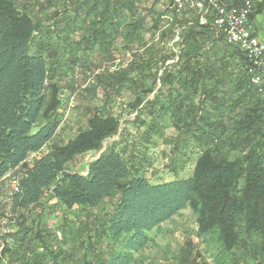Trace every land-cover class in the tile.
<instances>
[{
	"label": "trees",
	"instance_id": "trees-1",
	"mask_svg": "<svg viewBox=\"0 0 264 264\" xmlns=\"http://www.w3.org/2000/svg\"><path fill=\"white\" fill-rule=\"evenodd\" d=\"M69 1L46 0L45 10H54L47 16L50 32L23 1L0 0V186L19 170L9 212L20 220L49 193L54 210L81 223V240L68 251L54 244L57 234L42 221L49 206L1 238L0 262L135 264L150 234L189 207L210 261L186 246L178 264H264V91L251 84L245 54L216 31L212 14L201 24L197 11L176 12L160 0L149 6L148 0ZM55 30L62 31L63 46L36 41ZM116 42L131 52L130 62L82 89L93 97L100 89L101 105H87L85 130L49 147L61 120L59 71L80 62L77 52L96 49L108 58ZM129 89L139 146L168 147L169 180L145 176L147 159L132 153L137 147L110 111L113 94ZM90 152L101 153L85 175L67 171ZM189 164L191 172L180 176Z\"/></svg>",
	"mask_w": 264,
	"mask_h": 264
},
{
	"label": "rangeland",
	"instance_id": "rangeland-1",
	"mask_svg": "<svg viewBox=\"0 0 264 264\" xmlns=\"http://www.w3.org/2000/svg\"><path fill=\"white\" fill-rule=\"evenodd\" d=\"M24 5L27 6L31 17L40 23L42 29L51 28L50 32H54V24L51 21L47 20V16L54 11L51 8L45 10L46 0H21ZM58 2H66L68 5L69 0H53ZM147 1V0H145ZM146 6H149L153 0H148ZM169 3V0H160L159 5L164 6ZM40 5L44 9L40 8ZM159 9V8H158ZM171 21V20H169ZM55 22V21H54ZM150 25V21L147 22ZM60 33L57 34H38L36 36V41L48 45L50 48H57L60 46V38L62 36V31L55 30ZM81 38V35L78 36ZM148 37V36H146ZM176 41V39H175ZM62 46L64 44H61ZM109 55L108 58L102 57L98 50H93L90 53H79L80 62L77 65L73 66L70 69L63 68L60 75L59 84L62 87L61 91V107L58 111L60 115V126L56 133L54 139L50 142L49 147L53 145H62L69 140L73 139L80 130L86 129V107L87 105L97 106L101 105L99 98L101 97L102 92L100 89H97L95 92V97L92 94L87 95V93L82 90L94 85L95 77L101 75L105 71L114 72L120 68H124L131 60V52L126 49V46L121 42H116V47L114 49H109L107 52ZM63 72V73H62ZM161 73V72H160ZM69 85L72 86L73 91L69 90ZM258 90V89H257ZM131 90H121L118 94H113V101L110 105L111 113L120 120V132L126 129V137L129 138L130 143L137 147L132 153L136 156H142L144 154L149 163V167L144 166L145 176L151 181L157 179H171V174L165 168L166 160L163 155V151H167L168 147L162 144L159 141H156L154 148L146 149L144 146H139V137L138 132L135 129V126L132 125L131 119L136 116V113L131 111L128 108L129 102L132 100ZM258 92H263L259 91ZM98 107V106H97ZM128 133L131 136H128ZM174 132L170 129L166 132V136L173 135ZM119 136V135H118ZM116 136L117 138H120ZM138 137V139H137ZM110 141V140H109ZM107 142H105L104 146ZM149 147V146H148ZM131 149V148H129ZM48 150V147L44 148L38 154H32L28 157L27 163L31 164L32 161L44 154ZM101 152H90L85 155L77 157L73 164L69 165L67 168L68 172L79 173L85 175L87 172V167L91 161H93ZM130 155V154H129ZM192 164L187 166V169L184 173H181L180 176L188 175L192 170ZM19 178H21V173L19 170L10 172L7 174L1 182L0 188V231L4 229L5 234L0 235V248L2 243L3 235L13 233L17 230V223L20 222L22 225L29 224L33 219L38 217L46 207L48 208L42 218V221L48 224L54 231L56 235V240L58 246L63 250L68 251L78 246L81 240V232L78 230L77 223L71 214L67 211L54 210L53 205L55 200L49 198V193L45 194L43 198V206L39 209L32 211L23 212L22 218L19 220L17 216L11 214L8 208V201L10 193L16 191L18 186ZM67 217V220H63V217ZM32 219V220H31ZM25 220V221H23ZM31 221V222H30ZM66 223H65V222ZM41 223V220H40ZM41 225H43L41 223ZM64 225V226H63ZM61 227H64L65 231L60 230ZM57 229V231H56ZM197 223H196V214L194 211L187 207L174 216L171 220L161 224V226L154 230L151 234V240L147 245L135 253L136 262L135 264H178L177 255L181 252L182 249L186 248L193 251L197 249L198 253L202 254L203 257H206L210 261L209 253L206 252L207 246L200 242V239L197 237ZM187 241L190 242L187 245ZM192 243V244H191ZM193 245V246H192ZM186 250V249H185ZM1 254V250H0ZM75 259L80 257L75 255ZM7 264V263H6Z\"/></svg>",
	"mask_w": 264,
	"mask_h": 264
},
{
	"label": "built area",
	"instance_id": "built-area-1",
	"mask_svg": "<svg viewBox=\"0 0 264 264\" xmlns=\"http://www.w3.org/2000/svg\"><path fill=\"white\" fill-rule=\"evenodd\" d=\"M255 1L264 4V0H169L166 8L176 12L195 10L200 14L201 24L212 14L216 31L223 34L228 44L237 46L245 54L251 84L264 91V44L247 29L248 20L255 11ZM2 234H5L4 229L0 231Z\"/></svg>",
	"mask_w": 264,
	"mask_h": 264
},
{
	"label": "crops",
	"instance_id": "crops-1",
	"mask_svg": "<svg viewBox=\"0 0 264 264\" xmlns=\"http://www.w3.org/2000/svg\"><path fill=\"white\" fill-rule=\"evenodd\" d=\"M255 9V13L248 20L247 29L264 44V4L255 1ZM0 264H6V260L2 259Z\"/></svg>",
	"mask_w": 264,
	"mask_h": 264
}]
</instances>
